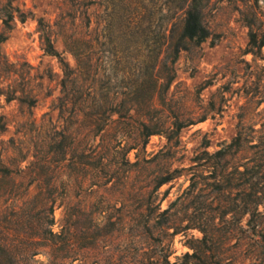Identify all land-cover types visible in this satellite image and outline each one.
<instances>
[{"label": "rangeland", "instance_id": "obj_1", "mask_svg": "<svg viewBox=\"0 0 264 264\" xmlns=\"http://www.w3.org/2000/svg\"><path fill=\"white\" fill-rule=\"evenodd\" d=\"M11 1L19 10L11 29L0 20V36L6 37L0 44V125H6L0 131V159L35 179L17 205L33 208L43 187L50 201L44 222L54 220L42 226L48 234L31 264H166V259L181 263L187 253L201 254L202 232H175L201 202L185 196L194 173L207 185L206 204L227 207L222 214L210 213L208 225L224 253L222 264H264V236L247 238L250 216L239 223L234 212L251 206L257 185L253 167L258 160L264 164V47L248 52V20L256 15L264 31V0H204L209 37L203 42L181 38L185 8L180 9L188 0H147L169 18L162 62L170 59L176 41L186 47L174 64L176 78L167 94L157 95L153 113L168 127H183L180 136L155 135L147 144L120 136L137 131L141 118L135 112L127 125L112 123L95 133L83 114L60 110L62 66L45 52L38 21L52 27L57 50L75 67L60 35L63 27L74 33L81 24L77 0ZM125 3L107 0L104 7H91L94 38L108 26L106 47L95 44V69L113 82L142 76L145 52L125 42ZM159 68L164 75L163 65ZM239 134L241 149L216 160L226 175L216 184L213 170L195 167L192 159L206 145L210 153L226 148ZM176 169V178L157 188ZM30 184L26 180L25 189ZM175 202L171 215L163 216Z\"/></svg>", "mask_w": 264, "mask_h": 264}, {"label": "trees", "instance_id": "obj_2", "mask_svg": "<svg viewBox=\"0 0 264 264\" xmlns=\"http://www.w3.org/2000/svg\"><path fill=\"white\" fill-rule=\"evenodd\" d=\"M0 0V20L7 29H11L12 23L16 19V13L19 10L14 7L13 2L8 0ZM106 1L93 0H77V13L80 16L81 24L78 30L70 33L63 27L62 37L65 49L75 59L76 66L72 67L64 58L54 44L55 31L43 19L38 21L42 40L45 45V52L59 60L62 66L63 78L61 79L62 97L60 110L69 112L73 109L75 113L83 114L88 119L89 127L95 133L104 132L112 123L127 125L126 121L134 120L132 115L134 112L140 116L137 121L138 128L134 135L128 134L126 131H121L122 139L143 140L147 144L152 136L165 135L168 133L180 136L183 127H168L167 122L159 121L154 116L157 95L167 94L173 81L176 78L174 64L185 46L178 40L173 45V52L167 62H162L163 48L166 46L167 31L164 27L165 22L169 19L161 15L160 9H157L155 1L147 0H126L124 28L125 42L129 45H139L144 54L141 60L142 76L136 80H121L112 81L107 77H100L95 69L94 57L95 44L101 48L106 47V31L94 38L92 32V15L91 7L95 5L106 6ZM186 7H181L184 10L182 19L181 38L186 40L205 41L209 37V30L204 23V0H188L185 2ZM24 16V15H23ZM25 22L24 18L21 19ZM248 26L251 29L249 35L250 52L262 50L264 47V31L262 25L258 26V19L255 15L254 19L248 20ZM256 28V29H254ZM6 40V37L0 36V44ZM163 65L164 75L159 67ZM117 115L118 119H113ZM2 117L0 122H2ZM6 125H0V131H4ZM170 138V137H169ZM124 139V140H125ZM243 136L239 134L230 145L215 153H210L206 145L205 151L197 155L192 162L197 163L195 167L203 170L211 169L217 176L216 184L221 183V179L226 177L222 174L220 163L225 157L233 154V151L238 152L241 149ZM206 163L203 164L201 162ZM215 161V162H213ZM193 168V167H192ZM191 169L183 168L182 171H191ZM254 179L257 181L256 190L253 195L251 206L242 205L234 212L239 218V223L243 222V218L249 215L250 218L247 225L250 229L253 240L261 234L264 236V164L258 162L254 165ZM179 169L169 173V175L159 182L158 187L171 182L174 178L173 174L178 173ZM197 174V173H196ZM192 176V186L187 189L185 196H193L201 202L191 212L185 215L180 223L176 225V234L179 230H194L197 229L203 233L201 243V254L187 253L183 257L181 263H170L166 259V264H222L224 253H221L216 232L210 231L208 225L210 223V213L215 215L222 214L227 209L226 206H219L211 209L205 201V183L197 181V175ZM0 264H31V260L39 255V249L42 247V240L48 234L47 230H42V226L49 224L52 226L53 221H45L43 213L45 207L49 204V200L45 198V190L40 187V192L37 198L34 199L33 208L23 210L17 204L20 198H24L30 192V187L34 184L32 177L25 170L18 167L13 170L4 166L0 159ZM30 178V179H28ZM19 180V181H18ZM26 180L31 184L25 189ZM35 182V181H34ZM212 186V185H210ZM25 189V190H24ZM175 203H172L162 215L169 216L174 209ZM37 210V211H36ZM230 210V209H229ZM227 210V211H229ZM36 211V212H35ZM231 212V211H229ZM35 221L39 227L38 231L33 227ZM27 227L31 232H23L20 228ZM49 233L53 234L52 231ZM232 233V232H230ZM257 242V240H256ZM213 259L215 261H213ZM194 260V261H193Z\"/></svg>", "mask_w": 264, "mask_h": 264}]
</instances>
